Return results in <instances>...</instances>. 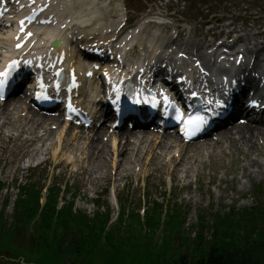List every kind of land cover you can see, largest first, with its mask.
Wrapping results in <instances>:
<instances>
[{"label":"bare ground","instance_id":"bare-ground-1","mask_svg":"<svg viewBox=\"0 0 264 264\" xmlns=\"http://www.w3.org/2000/svg\"><path fill=\"white\" fill-rule=\"evenodd\" d=\"M44 121V120H43ZM13 119L10 118V114L7 112V110L0 109V125L1 128L10 129L12 126ZM35 125V123H32ZM37 127H40V125H36ZM49 125H47L45 128H43V132L46 136L47 141H52L51 138L53 136V132L48 130ZM34 131V130H33ZM60 133L58 135V141L57 144L62 150H67V141L73 139L75 140V143L71 146L72 151H80L82 153V158L85 159V157H90L89 161V167L93 171L88 176V181L92 184V187L96 189L98 186H100L101 181L98 180L96 177H93V175L97 172H101L100 175H102V178L105 179L106 175H108V160L110 158V149L106 144H102L100 141L97 142V144L91 143L87 148L85 149V146H87L85 143H83V147H81V136L73 135V132H68L65 130V128L60 129ZM65 137L64 141L61 140L62 137ZM220 140L218 142H211L206 143L203 145H200L198 148H194V157L188 158V157H180L178 160V163L174 160L172 164L169 167H175V177H177L178 170L181 169V172L184 174H188L189 166H198L202 164L203 162H207L211 160V157L213 156V159L215 158L214 162L216 163L220 158L221 154L220 151L223 153H231L233 154H239L241 151L244 154H253L254 151H258L259 149H264V128L263 127H251V126H240L237 128H233L227 131H223L222 134H220ZM45 139V138H44ZM39 139L38 141L40 143H44L46 140ZM169 138H164L165 141L159 142L158 144H149L148 148L149 152L148 158H150V162L154 163H160L163 158L170 152L171 150V143H167ZM127 140V138H126ZM86 141V140H85ZM148 139L146 140V142ZM141 140L136 145L126 144L124 146L119 145L120 148H117L116 150H113V155L116 156V174H115V180H121L122 177L128 176V172L131 168V166L135 163L136 165L140 162V149L145 148L146 145H142ZM42 145V144H40ZM43 148L38 149L37 144L34 143L31 144V148H27L25 150V153L23 154V158H26L28 160L33 159L35 156H37L38 152H43L46 150L45 146L42 145ZM222 146L225 147L224 150H222ZM226 150V151H225ZM157 151L160 153H157ZM225 151V152H224ZM242 154V155H243ZM118 158V160H117ZM114 160V159H113ZM148 160V159H147ZM219 162V161H218ZM115 165V164H112ZM159 169L162 171L165 167L163 164L160 165ZM251 166H256L258 169V172L262 174V162L259 161L257 157L250 159V161H247L244 164L243 167V173L246 176H249L248 170ZM264 166V164H263ZM126 173V174H125ZM124 174V175H123Z\"/></svg>","mask_w":264,"mask_h":264},{"label":"trees","instance_id":"trees-1","mask_svg":"<svg viewBox=\"0 0 264 264\" xmlns=\"http://www.w3.org/2000/svg\"><path fill=\"white\" fill-rule=\"evenodd\" d=\"M51 211L52 209L50 211L45 209L48 215L52 213ZM48 215L43 216L44 229H47V221L50 219ZM233 219L231 216L215 219V224L209 229L212 238L211 242L204 241V230L206 227L201 226L199 235L192 242L193 248L186 250V253H190L181 255L182 257L179 260L181 264H194L190 260L195 261V264H264V230L259 228V224L253 218H249L247 227L240 230L237 224L233 223ZM75 221V226L70 227L72 219L69 218V214H64L60 219L61 226L65 229V232L62 235H55L57 237L61 235L56 242L58 248H60L62 239L65 236L66 239L69 238L68 234L70 231L74 234L78 232L82 240L73 241L72 244L69 243L73 250L76 251L85 247L90 238L98 236L96 235L97 232H94L95 230L85 222L84 218L77 217ZM82 229L84 230L82 231ZM200 250L202 251L196 257V253ZM195 257L196 260H194Z\"/></svg>","mask_w":264,"mask_h":264},{"label":"rangeland","instance_id":"rangeland-1","mask_svg":"<svg viewBox=\"0 0 264 264\" xmlns=\"http://www.w3.org/2000/svg\"><path fill=\"white\" fill-rule=\"evenodd\" d=\"M222 154V152L220 153ZM262 155L264 156V152H262ZM238 158L241 159L243 158L241 153L240 154H236L235 157H231L230 158V163H228V165L226 167H220V166H215L212 168H208V170H211V176H209L210 178L203 179V183L201 185L200 188H198L197 191L193 192V190L191 189L190 191H185L184 193L180 194L179 191H176L177 195L179 194L181 197V207H184V210L189 209V214H188V219L190 222L186 223V228H185V232L186 233H192L193 231H191L192 225L191 222L194 219L195 216H198L199 214L205 215L206 217L210 216L211 214L214 213H224L228 210V208L230 206H235L237 209H241V208H245V207H250V206H255V204L257 206H261V203L264 204V194H258L259 197V201L256 200H252V195L250 197H246V195L249 192H253L252 191V187L254 186L253 184H246L243 189H245V193H243L242 199H241V195L239 193V188H241L239 185L234 186L232 185L233 182H231L236 174V170L234 169L237 166H233L235 159ZM250 158V155L246 156V160H248ZM262 158V157H260ZM233 162V163H232ZM263 162H264V158H263ZM243 163V162H241ZM254 166L251 167V169L248 170L249 173L251 174H255L254 172ZM191 170V168H190ZM226 170V171H225ZM213 171H216L213 174ZM224 171L226 176H224ZM229 171V172H228ZM101 173V172H100ZM238 174V173H237ZM125 180L122 179V181L119 182V186L121 187L123 184H129V180H127V182L124 183ZM261 184H264L263 182ZM151 187L148 188V195L149 198L151 199H158V196L156 194L157 188H159L160 184L159 179L158 178H154L152 180L151 183ZM261 187V185H259ZM262 188V187H261ZM121 189V188H120ZM128 193V195L131 197V203H133L134 205L138 204V200L137 197L138 195H136L135 193H131V191H127L126 189H122L121 192V197L123 198L124 195H126ZM196 193V194H194ZM93 194L90 192H86L85 193V198L86 199H92L94 196H92ZM92 196V197H91ZM222 197L221 199L219 197ZM91 197V198H90ZM232 197V198H231ZM192 198L193 201H195L194 203H187V200ZM196 203V204H195ZM77 207L79 208H83L87 211H92V207L90 206V202L87 201H82V200H78L77 202ZM210 214V215H208ZM209 220H211V217L209 218ZM194 222V220H193ZM10 240V239H9ZM160 241H156L155 243L157 245L159 244ZM16 249L18 248L16 244H11V241H8L6 239L0 240V251L1 252H6V250L8 252H13V248ZM151 246H153V243H151ZM155 250L156 248L153 247ZM0 252V253H1ZM149 252H151V249L149 248ZM154 252V251H152ZM151 252V253H152ZM24 253V252H23ZM21 254L19 256H22L24 254ZM145 256H148V250L144 252ZM16 255H18L19 253H15ZM1 255H4L3 253H1ZM151 256L148 257V259ZM155 262H157V260L155 259ZM0 263L3 264V258L0 257Z\"/></svg>","mask_w":264,"mask_h":264},{"label":"snow or ice","instance_id":"snow-or-ice-1","mask_svg":"<svg viewBox=\"0 0 264 264\" xmlns=\"http://www.w3.org/2000/svg\"><path fill=\"white\" fill-rule=\"evenodd\" d=\"M193 95H195V93H193ZM135 102L139 103L140 101L136 100ZM216 103H217V107H223L224 106L220 101H217ZM204 122H205V120H204V117H202V116L196 117L195 120L190 118L188 121L189 124H195L197 128H199L200 125H202Z\"/></svg>","mask_w":264,"mask_h":264}]
</instances>
